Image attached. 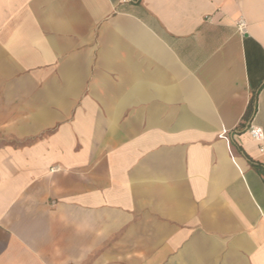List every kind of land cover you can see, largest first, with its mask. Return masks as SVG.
<instances>
[{"label":"crops","instance_id":"obj_1","mask_svg":"<svg viewBox=\"0 0 264 264\" xmlns=\"http://www.w3.org/2000/svg\"><path fill=\"white\" fill-rule=\"evenodd\" d=\"M71 120L140 121L150 157L83 176L63 156L76 124L19 148ZM247 127L264 128V0H0V264H264Z\"/></svg>","mask_w":264,"mask_h":264},{"label":"rangeland","instance_id":"obj_2","mask_svg":"<svg viewBox=\"0 0 264 264\" xmlns=\"http://www.w3.org/2000/svg\"><path fill=\"white\" fill-rule=\"evenodd\" d=\"M88 123L84 121H61L57 122L54 127H51L44 131L42 135L32 138H26L18 141L19 148L26 145L35 144L43 139H47L54 135L59 128L66 125L76 124L77 128L81 131V137L78 138V145L74 153H64L63 156L66 160H80L82 162V168L80 169L84 175H88L89 172H96L99 178L105 177L106 173L113 162L119 161H136L137 155H140L139 160L146 161L150 154L140 153L137 154L136 149L133 148L135 142L139 139L133 136L135 132L141 130V122L137 120H129L122 122H115L117 135L114 137L109 136H89L90 132L87 129ZM99 132L105 130V123L98 122ZM73 127V126H71ZM105 131H103L104 133ZM229 136V133H228ZM218 141L225 140L220 137ZM226 141V140H225ZM135 152V153H134ZM231 152H233L231 144ZM93 168H90V167Z\"/></svg>","mask_w":264,"mask_h":264},{"label":"built area","instance_id":"obj_3","mask_svg":"<svg viewBox=\"0 0 264 264\" xmlns=\"http://www.w3.org/2000/svg\"><path fill=\"white\" fill-rule=\"evenodd\" d=\"M246 131L250 134L251 138L257 142L260 146V150L264 152V128L260 127H247ZM223 139H225L229 144L231 143V138L228 136L227 131H223Z\"/></svg>","mask_w":264,"mask_h":264},{"label":"trees","instance_id":"obj_4","mask_svg":"<svg viewBox=\"0 0 264 264\" xmlns=\"http://www.w3.org/2000/svg\"><path fill=\"white\" fill-rule=\"evenodd\" d=\"M252 108V102H251V104H250V108H249V112H250V109Z\"/></svg>","mask_w":264,"mask_h":264},{"label":"bare ground","instance_id":"obj_5","mask_svg":"<svg viewBox=\"0 0 264 264\" xmlns=\"http://www.w3.org/2000/svg\"><path fill=\"white\" fill-rule=\"evenodd\" d=\"M223 133H224V132H222V134L220 135L221 138H223V137H222Z\"/></svg>","mask_w":264,"mask_h":264}]
</instances>
